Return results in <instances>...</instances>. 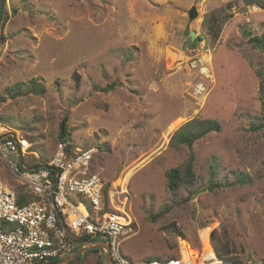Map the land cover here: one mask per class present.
<instances>
[{
    "label": "rangeland",
    "instance_id": "374dc122",
    "mask_svg": "<svg viewBox=\"0 0 264 264\" xmlns=\"http://www.w3.org/2000/svg\"><path fill=\"white\" fill-rule=\"evenodd\" d=\"M2 4L0 134L26 138L43 163L66 118L70 152L96 149L88 173L103 179L113 211L135 231L119 245L125 259L165 261L181 244L196 253L207 249L210 236L215 252H230L223 264H264V56L248 42L264 35V10L244 0ZM215 11L226 20L215 38L206 37L204 19ZM190 32L193 42L200 38L195 48ZM169 50L178 53L174 60ZM194 57L207 59L211 82L186 69ZM192 119L215 121L221 129L192 148L171 147L173 133ZM191 157L193 195L184 188L171 194L166 171ZM0 175L18 187L1 160ZM238 175L245 184L228 186ZM100 256L94 250L70 264H97Z\"/></svg>",
    "mask_w": 264,
    "mask_h": 264
},
{
    "label": "built area",
    "instance_id": "2783aa9c",
    "mask_svg": "<svg viewBox=\"0 0 264 264\" xmlns=\"http://www.w3.org/2000/svg\"><path fill=\"white\" fill-rule=\"evenodd\" d=\"M203 59L187 60L186 69L211 82L208 61ZM196 88H201L198 93L204 91L202 83ZM0 137L3 169L18 184L14 189L0 175V264H47L65 258L73 253L68 242L77 248L79 244L70 241L69 234L106 241L111 264L224 263L211 248L210 236L206 250L194 253L181 244L178 255L168 260L129 262L119 245L135 231L131 222L113 211L103 179L88 173L95 148L71 153L65 138L60 139L52 157L35 169L24 162L29 156L41 161L26 138L11 133Z\"/></svg>",
    "mask_w": 264,
    "mask_h": 264
},
{
    "label": "trees",
    "instance_id": "16d2710c",
    "mask_svg": "<svg viewBox=\"0 0 264 264\" xmlns=\"http://www.w3.org/2000/svg\"><path fill=\"white\" fill-rule=\"evenodd\" d=\"M255 4L257 7L260 9H264V4H262L259 0H244V5H252ZM3 4L0 7V19L2 20V23L5 22L6 18L3 19V11H2ZM219 11H215L213 13L208 14L205 19H204V25L205 28L203 30L204 35L210 36L211 38H215V36L219 33L220 27L222 26L223 22L226 20L225 17H222L219 15ZM199 36L196 38V42H191L188 39V44L190 43V46L193 48L196 47L197 42H199ZM248 42L252 44L254 47H256L259 51H261L262 55L264 56V35L260 37H248ZM74 79L76 81V84L78 83V75H74ZM38 84L35 82L31 83V89L30 93H35V87ZM39 89H43L41 86ZM264 125V124H262ZM260 128V127H259ZM258 128V129H259ZM221 129V126L219 123L215 121H210V120H197V119H192L190 121H187L186 123L182 124L171 136L169 145L173 148H179L180 146H185L188 148H192L193 145L209 135L210 133H217ZM66 130V118H64L60 124H59V131H58V138L63 139L65 138ZM25 164L29 168H39L42 165V162L38 159H36L34 156H29L24 160ZM211 172L209 173L210 176V182H213V166H211ZM165 177L167 179V188L171 194L175 195L180 189H186L188 190L189 197L193 195V193L190 191V187L195 183L196 176L193 170V160L192 157L191 159L188 160V162L177 168H172L166 171ZM246 179L244 177H241L238 175V178L236 181L232 184H228V186L231 185H236V184H245ZM214 183V182H213ZM224 185V184H222ZM220 184V186H222ZM215 186H217L215 184ZM198 191V190H197ZM195 191L194 193H196ZM28 198V197H27ZM188 201V200H186ZM165 211H169L168 209H165ZM209 235V231L207 234V237ZM91 240L87 238V236L82 237V242H90ZM208 242V240H207ZM77 248L73 251L75 252ZM217 256L223 260L224 262L228 260V256L230 255V252L228 250H216ZM81 257L75 258L73 261L69 262H75L76 259H79ZM58 260L50 261L47 264H53ZM97 264H103V256H100V262Z\"/></svg>",
    "mask_w": 264,
    "mask_h": 264
},
{
    "label": "water",
    "instance_id": "95a60500",
    "mask_svg": "<svg viewBox=\"0 0 264 264\" xmlns=\"http://www.w3.org/2000/svg\"><path fill=\"white\" fill-rule=\"evenodd\" d=\"M197 11L195 7H192L191 10L188 12V17L190 20H194L197 18ZM189 39L191 42H193L194 39V33H189ZM78 248L75 252L71 253L70 255L66 256L65 258H62L58 261H56L53 264H69V262L73 261L77 257H82L87 252H91L94 250H100L102 251L103 256V264H111L109 253H108V244L106 241H91V242H82L77 244Z\"/></svg>",
    "mask_w": 264,
    "mask_h": 264
},
{
    "label": "bare ground",
    "instance_id": "6f19581e",
    "mask_svg": "<svg viewBox=\"0 0 264 264\" xmlns=\"http://www.w3.org/2000/svg\"><path fill=\"white\" fill-rule=\"evenodd\" d=\"M169 53H170V57L174 60V58L178 55V53L176 52V51H174V50H169L168 51ZM176 124L177 123H175V126H176ZM133 169V168H132ZM132 169H129V170H127L126 172H125V174L123 175V178H122V180H121V185L123 186L127 181H128V179H129V177L132 175ZM121 192H122V190H121ZM126 193V192H125ZM112 196V195H111ZM208 248V247H207ZM185 249H187V248H185ZM206 250V249H205ZM190 252H192L191 250H190Z\"/></svg>",
    "mask_w": 264,
    "mask_h": 264
},
{
    "label": "crops",
    "instance_id": "0c3cea01",
    "mask_svg": "<svg viewBox=\"0 0 264 264\" xmlns=\"http://www.w3.org/2000/svg\"><path fill=\"white\" fill-rule=\"evenodd\" d=\"M253 5L256 6L255 4H252V6H253ZM248 6H249V5H248ZM258 9H260V8L258 7ZM262 10H264V9H262Z\"/></svg>",
    "mask_w": 264,
    "mask_h": 264
},
{
    "label": "flooded vegetation",
    "instance_id": "af4514ba",
    "mask_svg": "<svg viewBox=\"0 0 264 264\" xmlns=\"http://www.w3.org/2000/svg\"><path fill=\"white\" fill-rule=\"evenodd\" d=\"M98 251H100V250H96V253H97ZM101 252H102V251H101Z\"/></svg>",
    "mask_w": 264,
    "mask_h": 264
}]
</instances>
